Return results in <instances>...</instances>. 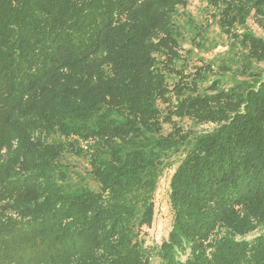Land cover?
Returning a JSON list of instances; mask_svg holds the SVG:
<instances>
[{
  "label": "trees",
  "instance_id": "trees-1",
  "mask_svg": "<svg viewBox=\"0 0 264 264\" xmlns=\"http://www.w3.org/2000/svg\"><path fill=\"white\" fill-rule=\"evenodd\" d=\"M206 1L192 73L190 0H0V264H264V0Z\"/></svg>",
  "mask_w": 264,
  "mask_h": 264
},
{
  "label": "rangeland",
  "instance_id": "rangeland-1",
  "mask_svg": "<svg viewBox=\"0 0 264 264\" xmlns=\"http://www.w3.org/2000/svg\"><path fill=\"white\" fill-rule=\"evenodd\" d=\"M187 8L193 13V17L197 18L200 22H204L203 26H205V28L208 30L207 34L209 39H212L215 43H217V46L213 49L201 50L199 46H195V44L190 41V39H188L189 32H185L187 35H185V39L183 38L181 44V52L184 56V60L182 62H185L188 65L186 72L193 73L195 70L193 66L201 64L203 59H215L218 54L225 51L227 49L229 40L227 36L220 31L219 26L215 24L213 20L214 8L207 6L206 0H190ZM249 25L257 34L264 36V27L260 25L255 17L250 18ZM212 63H214V65L218 64V62L213 61ZM260 66L263 67L264 63H262ZM211 126L212 125H205L204 127L209 129ZM176 161L177 158H175V162ZM66 162L72 170L71 178L74 182L77 184L86 183L93 187L95 186L94 182L87 176L89 165L86 158H79L70 154L66 156ZM174 167L175 165L173 167L171 166L169 169H166L160 178V187L155 195L157 215L153 226L145 227L141 230L140 237L144 239L146 245L150 247L158 245L163 239H165L171 228L172 211L169 203L168 188L169 179ZM258 231L260 230L251 233L247 236V238H253L257 233H259Z\"/></svg>",
  "mask_w": 264,
  "mask_h": 264
}]
</instances>
